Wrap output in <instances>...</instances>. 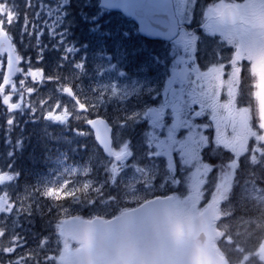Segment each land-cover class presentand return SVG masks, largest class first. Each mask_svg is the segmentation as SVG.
<instances>
[{
  "label": "rangeland",
  "instance_id": "rangeland-1",
  "mask_svg": "<svg viewBox=\"0 0 264 264\" xmlns=\"http://www.w3.org/2000/svg\"><path fill=\"white\" fill-rule=\"evenodd\" d=\"M81 1L91 4L93 0H0V24L14 40L15 51L20 61L24 60L19 72L21 67L26 70L23 79H11L4 88L0 87V106L6 108L7 112L22 111L28 106L26 101L28 94L34 92L30 81L42 83L49 81L46 71L38 66L39 64H33L34 61L41 63L45 60L53 66L64 67L61 72L66 79L54 84L52 89L45 90L52 103L45 107L44 122L50 121L54 125L62 126L63 131L67 133L63 135L68 138L84 137L86 130L81 122L74 125L72 130L66 128L71 120L85 119L89 112L104 114L106 111L111 113L119 108L127 120L112 119L115 126L114 139L120 141L116 152L128 150V154L120 161L111 159L105 162L104 172L100 178L83 176L84 172L80 167H70L75 164L74 162H70L69 165L65 158L59 159L56 158L58 156H54L49 170L34 173V179L25 184L27 190L36 187L37 194L47 196L52 205L60 207L63 218L71 215L109 217L154 195L166 194L175 195L180 210L196 213L209 203L213 193L217 194L222 189L224 193L219 205L220 218L216 226L221 230L219 237L223 236L221 244L223 243L225 249L222 250L218 239L216 243L222 253L225 254L227 251L232 253L235 264H264V172L251 170L249 178L229 182L227 177L229 174L233 175L234 165H238L237 161L229 160V163L220 164L222 172H219L217 166L212 168L210 164L201 161L197 151L183 150L176 154L175 147L184 142L185 136L197 137L200 133V127L193 122L191 124L189 117L180 121V129L185 126H188V129L187 133L177 140L176 137L171 138L169 135V129L172 127L170 121L176 117L175 113H168L170 117L164 127L166 133L161 130L163 124L159 113L156 112L152 116L146 113L149 108L155 111L163 108L162 98L170 94L171 80L175 70L182 69L179 60L183 58L192 60L190 67H194V73L191 78L197 84H203L215 109L222 104L221 101L231 99L235 93L236 87L234 89V86H229L227 90L223 87L224 62H215L204 68L197 61V57L194 58L197 48L196 37L189 34L186 26L191 25L193 21L194 5L197 0H175L183 29L179 37L168 44L165 59L164 56L159 57L161 62L164 61L162 65L166 75L163 76L159 71L154 72L153 66L150 65L142 66L130 73L126 70L124 62L113 58V55L104 56L97 47L93 52L79 45L78 41L74 42L69 36L71 27L69 23L73 17L78 18L80 14L79 12L76 14L77 10L72 4ZM16 2L27 11H30L27 8L35 7L32 19L26 15L21 17L22 9L16 7ZM228 2L233 1L217 0L211 7H207L206 23L211 33H217L226 43L236 46V53L233 55L235 62L247 52L252 41L239 29H227L219 24L217 14ZM238 5L244 12L256 14L260 20H264V0H244ZM82 6L84 5H79L78 8ZM125 23L124 31H129L130 27L135 30L131 23L126 21ZM46 41H51V45L53 44L56 49L61 43L58 53H52ZM32 46L36 48L35 51L32 50ZM26 49H30L29 52H24ZM249 56L253 58L252 54ZM4 59L0 52V74L5 67ZM27 69L37 71L27 72ZM165 83L169 85H164ZM222 94L225 97H219ZM140 99H152V103L143 105ZM83 106L85 109L82 110ZM129 118H135L139 122L151 121L144 140L139 141L133 149L129 146L130 140L126 139L129 128L126 121ZM11 120L12 118L8 123ZM259 127L229 135L216 125L214 142L219 145L232 143L231 149L234 152H239L240 155L248 154L249 162L255 165L259 163L260 156L264 157V128L262 125ZM7 142H10V139ZM195 142L197 140L191 138L188 148H192ZM16 146L20 147L21 142ZM10 151L13 152V146L10 147ZM237 158L238 155H235V159ZM260 168L264 169L262 166ZM203 175L205 179L207 178L204 181ZM15 178L14 173L5 172L0 166V224L8 225L12 221L11 214L23 208L25 204L26 190L13 188L12 182ZM202 181L206 182V185L200 188L199 183ZM180 187L182 194L179 190L169 192L170 189ZM32 201L38 203L40 199L32 198ZM252 231L254 236L257 231L261 233L255 250L249 249L255 247L254 239L252 241L249 239ZM53 234L61 237L55 227V231H50L41 239H35L33 244L29 243L26 249L20 250L17 264H30L31 249L37 248ZM42 245L45 246L44 243ZM76 247V243L65 237L61 240V246L48 248L44 253V261L38 263L43 264L47 261L52 263L55 260L57 264H63V259Z\"/></svg>",
  "mask_w": 264,
  "mask_h": 264
},
{
  "label": "trees",
  "instance_id": "trees-1",
  "mask_svg": "<svg viewBox=\"0 0 264 264\" xmlns=\"http://www.w3.org/2000/svg\"><path fill=\"white\" fill-rule=\"evenodd\" d=\"M214 1L217 0H198L194 8L193 24L199 28L197 33L199 39L197 55L203 67L208 64V58L212 61L215 60L217 57L216 48L220 46V42L215 37L213 38L203 31V27L200 28L202 26L201 23H203V12L206 4L208 5ZM234 1L243 2L244 0ZM15 5L22 9L20 13L22 18L23 15H26L27 18L32 19V15L35 14V7L27 8L30 10L27 11L23 6L18 5V2ZM72 5L77 10L76 14L79 12L80 16L78 18L73 17V20L70 21L69 36L74 42L78 41L79 45L85 49L94 52L98 48L99 51L103 52L104 56L107 54L113 55V58L124 62L125 68L130 73H133L141 65L158 64L157 57L164 56L165 58L166 50L168 49L166 42L147 39L140 35L136 29V24L131 19L126 18L119 12L100 8L99 0H93L91 4L86 1L85 3L84 1L80 3L74 2ZM79 5L84 6L78 8ZM125 21L131 23L135 30L130 27L129 31H124ZM45 43L49 44V50L54 54L58 53V50L61 48V43H59L58 49L53 44L51 45V41H46ZM35 49L33 47L32 50L35 51ZM29 50L26 49L24 52H29ZM224 56H229V52H225ZM33 64H39L38 66L46 71L50 79L44 83L30 81V86L34 87V92L30 95L28 94L26 98L28 108L26 107L22 111L7 112L6 108L0 106V166H2L5 172L9 171L16 175L15 180L12 182L15 190H26L23 208L11 214L12 221L8 225L0 224V264L1 262L17 264L20 259L19 251L26 249L29 243L30 245L33 244L36 241L35 239H41L50 231H55V227L57 229L60 221V207L52 205L48 201L47 196L37 194L36 187L27 190L25 184L34 179V173L49 170L50 162L53 160L52 157L58 156L56 158H65L68 163L74 162L75 164L73 165L80 167L85 176L100 178L104 172V164L109 160L96 145L90 129L84 125V119L71 120L67 125L66 128L69 130H72V127L78 122L83 123L85 126L86 136L74 138L64 136L63 134L67 133L63 131L62 126L54 125L50 121L44 122L45 107L50 106L52 103V99L45 90L46 88L52 89L54 84L65 80L66 77L61 72V69L64 67L53 66L45 60L41 63L34 61ZM3 75L4 71L0 74V83ZM248 75L249 71L246 70L245 77ZM54 77H58V79ZM244 87L246 88L245 95L249 98L248 93L251 94L249 92L251 85L246 83ZM116 110L112 113L105 112L104 115L108 118L123 119L122 111L119 108ZM89 114L95 113L89 112ZM97 114L102 113L99 112ZM10 118L12 120L8 123ZM128 121L131 122V131L129 134L127 132V136L130 135L137 142L143 135V128L137 123L135 118H129ZM8 139H10V142H7ZM18 142H21L20 147L16 146ZM115 142L118 145L120 141L115 140ZM11 146H13V152L10 151ZM49 158L51 159L49 160ZM229 158H232V156L226 151L210 147L207 159L210 163L214 164V167L220 168V164L227 162ZM247 162L243 160L239 170L243 174L242 179L251 176L250 171L247 170L250 166ZM263 163L264 158L261 160V163L250 167H255L256 170L263 173L264 169L260 168L261 166L264 167ZM29 169L30 171H28ZM32 198L40 199V201L34 203ZM258 231L256 232V236H254V231L250 232L249 239L251 241L254 239L255 246L249 248L250 250H255L258 246L260 241L259 235L261 234ZM222 237H219L217 242L220 244L222 250H224L223 243L221 244ZM62 239L64 240L65 238L59 237L57 234L49 235L48 240L41 242L37 248L31 249L30 264L43 262L44 253L47 249L61 246ZM43 243L45 246L42 245ZM231 254V252H225L228 264H235ZM43 264H57V262L53 260L52 263L47 261Z\"/></svg>",
  "mask_w": 264,
  "mask_h": 264
},
{
  "label": "water",
  "instance_id": "water-1",
  "mask_svg": "<svg viewBox=\"0 0 264 264\" xmlns=\"http://www.w3.org/2000/svg\"><path fill=\"white\" fill-rule=\"evenodd\" d=\"M99 5L117 10L138 24L140 34L150 39H173L180 23L173 0H100ZM220 19L229 25L240 20L238 8L228 3L219 12ZM264 28V24H263ZM0 52L6 53V69L2 86L17 74L19 59L12 40L0 25ZM259 114L264 123V51L258 70ZM96 141L108 156L113 155L112 127L101 116L88 120ZM126 153L116 155L120 159ZM216 197L201 212L180 213L172 195L156 196L138 206L126 209L111 218L91 219L71 216L60 224L61 232L80 246L66 259V264H227L214 241L219 235ZM128 241L135 248L124 250ZM118 247L119 252L105 249Z\"/></svg>",
  "mask_w": 264,
  "mask_h": 264
},
{
  "label": "flooded vegetation",
  "instance_id": "flooded-vegetation-1",
  "mask_svg": "<svg viewBox=\"0 0 264 264\" xmlns=\"http://www.w3.org/2000/svg\"><path fill=\"white\" fill-rule=\"evenodd\" d=\"M240 12L241 16L246 17V19H242L238 26L229 27L228 29H239V31H241L244 36L249 38L252 42L248 47L247 52L235 61L236 64L235 62L225 63L222 67V84L223 87H225V90H227L229 86H234V89L236 87L232 98L226 99L224 102L221 101L222 104L215 109V105L211 104L203 84H197L191 78L194 73V67H190L192 60H185L183 58L179 60L182 65V69H176L175 75H173L171 80L170 94L162 98L164 100L163 108L158 111L153 110L150 112L151 116L156 112L159 113L161 124H163L161 126V130L164 133H166V129H164V127H166V122L170 117L168 113H175L176 117L172 119L173 121H170L172 122V127L169 129V135L171 138L176 137L177 140L187 133L188 126L181 129L179 127L180 121H183L185 117H189L191 124L193 122L194 125H198L200 127L201 130L197 137H193L192 135L185 136L184 142H180V144L175 147L176 154L183 150H194L199 152L200 160L206 164H209L207 158L211 146L220 148L221 151H226L228 154L239 155V152H234L231 149V146L233 145L232 143L227 142V145H219L214 142V127L217 125V128H222L225 134L232 135L234 132L243 133L245 129L255 130V128L259 125V120L256 114L254 82L252 83L250 81V79H252V71L256 67V58L254 62L253 58L256 57L258 49L257 41L252 35L254 32L253 26L256 20L252 19V14L246 13L243 10H240ZM182 28L183 27H181V29ZM198 47L199 44H197L194 58L197 57ZM233 48L235 55L236 46L233 45ZM249 54H252L253 58H251ZM219 56H221L220 53ZM246 65L249 66V73L251 76L248 75L245 77L244 68ZM234 68L237 69L234 70ZM232 81L233 83H231ZM169 83H165L164 85H169ZM225 83L227 85H224ZM246 83L251 85L249 92L253 91L252 95L248 93L250 99L245 95L246 88L244 86ZM222 96L225 97L223 94L219 95L221 98ZM146 122L148 126H151V121ZM191 138H195L197 142L192 145V148H188ZM261 158L262 157L260 156L258 161H260ZM237 160L239 161V157ZM202 177L204 181V175ZM203 181L199 183L201 186L200 188L206 185V182L203 183Z\"/></svg>",
  "mask_w": 264,
  "mask_h": 264
},
{
  "label": "clouds",
  "instance_id": "clouds-1",
  "mask_svg": "<svg viewBox=\"0 0 264 264\" xmlns=\"http://www.w3.org/2000/svg\"><path fill=\"white\" fill-rule=\"evenodd\" d=\"M123 248H124V250H128V251L133 250V249L135 248V243H134V241H128V242H126V243L124 244ZM109 251H112V252H119V251H121V249L118 248V247H114V248H112V249H105V253H106V254H107V252H109Z\"/></svg>",
  "mask_w": 264,
  "mask_h": 264
},
{
  "label": "snow or ice",
  "instance_id": "snow-or-ice-1",
  "mask_svg": "<svg viewBox=\"0 0 264 264\" xmlns=\"http://www.w3.org/2000/svg\"><path fill=\"white\" fill-rule=\"evenodd\" d=\"M23 63H24V60H21L20 61V64L21 65H23ZM77 67H79V65L77 66ZM25 69L23 68V67H21V69H20V72L19 73H17V74H14L15 76H16V78H18V79H23V77H24V74H25ZM32 71H37L36 69H27V72H32ZM40 72H42V70H39ZM26 82V81H25ZM15 98V97H14ZM17 110H19V109H17Z\"/></svg>",
  "mask_w": 264,
  "mask_h": 264
},
{
  "label": "bare ground",
  "instance_id": "bare-ground-1",
  "mask_svg": "<svg viewBox=\"0 0 264 264\" xmlns=\"http://www.w3.org/2000/svg\"><path fill=\"white\" fill-rule=\"evenodd\" d=\"M2 2V1H1ZM4 2V1H3Z\"/></svg>",
  "mask_w": 264,
  "mask_h": 264
}]
</instances>
